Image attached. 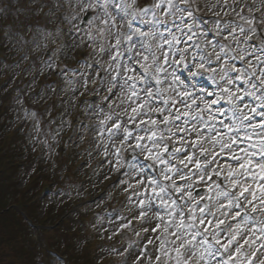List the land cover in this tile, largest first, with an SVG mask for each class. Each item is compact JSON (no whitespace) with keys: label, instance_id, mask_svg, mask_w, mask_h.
Instances as JSON below:
<instances>
[{"label":"snow or ice","instance_id":"6c2138e0","mask_svg":"<svg viewBox=\"0 0 264 264\" xmlns=\"http://www.w3.org/2000/svg\"><path fill=\"white\" fill-rule=\"evenodd\" d=\"M145 4L77 0L82 10L103 9L100 36L111 34L114 12L128 28L123 45L119 38L110 45L115 63L107 73V91L121 110L101 108L94 130L107 141L105 156L111 145L115 170L125 169L118 183L134 190L129 200L136 198L138 218L162 209L153 228L158 244L133 251V264H264L257 258L264 257V30L254 18L241 17L247 28L212 21L233 48L209 36V21L194 15L191 0ZM208 80L219 91L205 90Z\"/></svg>","mask_w":264,"mask_h":264},{"label":"rangeland","instance_id":"374dc122","mask_svg":"<svg viewBox=\"0 0 264 264\" xmlns=\"http://www.w3.org/2000/svg\"><path fill=\"white\" fill-rule=\"evenodd\" d=\"M45 1L43 0V2ZM69 2H71V7H68ZM100 2L103 3V0ZM122 2L131 3V0H122ZM2 3L3 6L0 7L1 18L10 17L7 20L9 24L5 28L3 38L13 31V35L17 36V40L13 42L22 47L19 52L23 51L21 55L19 54V58H23V60L15 61L16 63L20 61V69L17 70L16 76L7 80L13 84L18 81L17 75L31 69L27 76H24L23 73L22 76L26 85L32 87L31 84L33 83L29 101L38 121L34 137L36 147L41 149V157L50 158V162L55 164L57 152L53 154V150L60 137L59 134L61 132L66 133L69 128L68 131L73 129V132L65 140V146L68 147L72 144L77 149L73 158L77 164V171L86 166L94 167L98 171L91 179L87 180L85 177L82 181L75 183L77 186L76 193L82 199L88 198L86 202L90 200L81 208L86 209L88 206L99 208L87 218L85 224L87 227L86 237H102L104 239L102 240L103 244L98 241L94 243L90 257L102 260V264H111L112 261L109 262L111 259H114V264H125V261L127 264H133L130 255L133 251L143 252L145 247L152 251L158 244L156 237L160 233L153 232V228L158 223L156 213L162 212V209L153 207L152 211L146 212L143 219L138 218L140 209L136 205V198L133 197L131 201L129 200V196L134 190L125 191L127 184L117 183L115 186V182L122 179V173L125 169L115 170L111 145L108 144L109 154L105 156L104 147L107 141H104L99 131L94 130L99 127L100 120L103 118L100 109L103 108L107 112L119 104V100L107 91L109 87L107 79H110L107 77V73L110 71L109 64L115 63L109 55L110 45H114L117 38L121 39L122 42L128 32L127 25L120 19L122 13H113L117 23L112 27L111 34L105 31V35L100 36L97 28L106 29L107 26L101 21L108 17L104 15L103 9L99 5L93 11V9L82 10L77 6V0H47V3L43 5L44 7H40L41 5L38 3L32 4L30 1L15 4L11 0L10 6L12 7L9 9L4 8L7 7L8 0H2ZM92 3L95 4L96 0H92ZM224 3L225 0H191L194 15L209 21L206 27L210 30L209 36L211 38L224 44H231L235 48L232 37L224 39L226 33L215 34L211 22L216 20L220 21L222 25L231 22L232 24H244L247 28L248 25L241 17L254 18L258 32L264 30V23H261L264 21V0H227L230 7H224ZM142 5L148 6L145 4V0H136L135 7L137 9ZM181 7H185V5L182 4ZM233 8L236 11H232ZM46 10H48L47 13ZM112 11L113 8L110 4L109 12ZM128 11L131 12L132 8H129ZM35 12H38L37 16L43 20L36 22V16L35 19H30L25 23L27 21L25 17L33 15ZM225 12L227 15L224 14ZM87 13H90L91 16L87 22H84L83 19ZM45 14L46 17L44 18ZM65 16H76L78 19H73L71 23H68L63 19ZM18 22L21 23L20 32L16 31ZM134 27L147 30L145 25L138 22L134 24ZM241 39L243 40V37ZM49 43L55 48L51 56L44 55L49 49ZM241 46L243 47V45ZM101 47L104 48L103 52L100 51ZM84 48L86 55L78 57L77 54H80ZM78 58L81 61L78 62ZM33 61L38 62V65H35ZM30 62L34 64L33 68ZM240 66V63L237 62V67ZM22 67L23 69H21ZM35 67H40L43 71H39ZM213 67L216 65L214 64ZM216 71L219 72L218 67ZM208 75L211 73L205 74L204 79H207ZM102 77H106V79L102 81ZM208 85L210 87H206L205 90L219 91L210 80H208ZM191 86L193 89H199L200 83L191 81ZM116 91L117 89L114 88L113 92ZM106 96L109 97L108 101L104 99ZM59 99L63 102L62 108L59 107ZM246 99L250 103H254L250 98ZM113 100L115 103H111ZM223 106L227 107V105ZM122 107L123 105H121ZM120 110V108H116L117 112ZM54 121L60 125V133L52 139L51 129L53 128L48 127V125ZM131 127L134 128L135 126L132 125ZM44 131L48 132V136L43 135ZM43 139H47L45 144ZM49 140L51 141L48 143ZM49 146L50 152L48 153L46 151ZM109 160H112L113 163H109ZM50 167L54 168L51 165ZM30 171H23L21 174L20 187H24L27 183ZM70 181L67 179V184H70ZM113 187L118 188L113 198L115 203L107 196V192ZM64 196L61 202L68 201V195H66L67 197ZM45 201L46 204L49 202L48 199ZM65 216L67 217V215ZM125 224L129 226L123 227ZM149 239L153 241L152 244L148 243ZM81 245L83 244L81 243ZM257 258L264 259V257H260L259 253ZM139 264H145V261L140 260Z\"/></svg>","mask_w":264,"mask_h":264},{"label":"trees","instance_id":"16d2710c","mask_svg":"<svg viewBox=\"0 0 264 264\" xmlns=\"http://www.w3.org/2000/svg\"><path fill=\"white\" fill-rule=\"evenodd\" d=\"M37 3L34 0L32 4ZM2 4L0 0V7ZM11 7L8 3L4 8ZM37 13L27 15L26 22L35 19ZM8 18H1L0 8V264H102V260L90 257V251L96 241L103 244L104 239L86 237L85 226L87 218L99 208H81L85 198L76 193L75 185L85 177L91 179L98 171L89 166L77 171L73 159L77 149L72 144L57 155L54 165L36 150L34 134L38 121L29 101L33 83L32 87L26 85L22 74L17 75V82H8L16 76L23 60L19 58L22 47L13 42L17 40L13 31L2 39ZM41 20L37 16L36 22ZM20 25L18 22V32ZM30 63L32 68L38 65L35 61ZM30 70L23 75L27 76ZM58 101L62 108L63 102ZM50 126L53 139L60 133V125L54 121ZM43 135L48 136V132ZM46 140L43 139L44 144ZM49 149L50 146L46 152ZM29 170L27 183L20 187L21 174ZM114 193L115 190L109 192L110 200ZM63 195H68V201L61 202ZM113 260L109 262L114 264Z\"/></svg>","mask_w":264,"mask_h":264}]
</instances>
